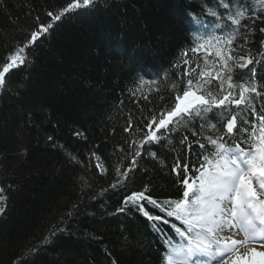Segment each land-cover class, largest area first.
<instances>
[{"label": "trees", "instance_id": "1", "mask_svg": "<svg viewBox=\"0 0 264 264\" xmlns=\"http://www.w3.org/2000/svg\"><path fill=\"white\" fill-rule=\"evenodd\" d=\"M70 2L0 0V64L37 23H51L47 12ZM201 5L207 6V0H100L95 11L68 13L56 22L47 38L29 50L32 62L6 77L7 90L0 95V185L8 190L0 205L5 207L0 264H12L33 246L40 247L31 264H160L162 249L149 223L133 212L115 214L126 193L109 185L117 167L128 165L125 142L137 138L122 131L128 115L135 123L164 103L159 95L167 97L165 89L175 80L171 65L191 46L184 19L188 12L202 14ZM259 28L264 24L257 22L249 37L255 43L246 46L253 54L264 51ZM124 49L135 51L139 63L133 65ZM165 71L167 80L142 83ZM149 89L150 102L142 99ZM77 130L87 141L72 136ZM49 135L83 163H71L63 150L52 147ZM96 146L100 163L108 168L103 176L88 159ZM122 146L123 153L118 151ZM158 157L139 161L129 189L147 184L155 197L176 196L170 174L174 156L158 152ZM101 189L108 191L99 196ZM73 205L79 214L68 221ZM62 219L69 231L43 245Z\"/></svg>", "mask_w": 264, "mask_h": 264}, {"label": "snow or ice", "instance_id": "2", "mask_svg": "<svg viewBox=\"0 0 264 264\" xmlns=\"http://www.w3.org/2000/svg\"><path fill=\"white\" fill-rule=\"evenodd\" d=\"M257 3L259 7L252 0H207L202 14L188 12L184 23L191 46L179 63L171 65L175 80L165 89L167 97L159 95L164 103L135 123L129 114L122 129L137 138L125 142L128 165L117 167L109 185L126 193L115 214L133 212L149 223L162 249L160 264H264V51L253 54L246 47L255 43L249 37L255 35L257 22L264 24V0ZM99 6L100 0H71L62 10L47 12L51 23H37L0 64V95L7 90L6 77L32 62L29 50L47 38L56 22L68 13H87ZM122 54L133 65L139 63L135 51L124 49ZM190 54L197 59L191 60ZM167 78L165 71L142 83ZM152 91L142 93V99L150 102ZM130 95L135 98L134 92ZM72 136L87 141L82 131H73ZM47 140L71 163H83L52 135ZM96 147L88 159L103 176L108 168L100 163L102 154ZM118 151L123 153L124 147ZM158 152L174 156L170 174L176 196L155 197L147 184L129 189L128 182L134 179L130 174L139 169V161L157 160ZM23 153L27 155L26 149ZM7 190L0 185V205L6 203ZM106 191L101 189L98 195ZM4 212L0 206V214ZM78 214L79 206L73 205L67 220ZM69 227L62 219L43 245ZM39 247L25 248L12 264H31Z\"/></svg>", "mask_w": 264, "mask_h": 264}, {"label": "bare ground", "instance_id": "3", "mask_svg": "<svg viewBox=\"0 0 264 264\" xmlns=\"http://www.w3.org/2000/svg\"><path fill=\"white\" fill-rule=\"evenodd\" d=\"M255 259H256L257 261H259V260L261 259V257L257 256V257H255Z\"/></svg>", "mask_w": 264, "mask_h": 264}]
</instances>
